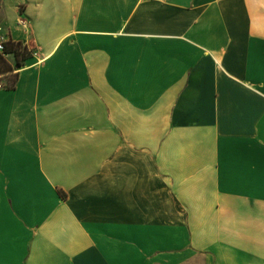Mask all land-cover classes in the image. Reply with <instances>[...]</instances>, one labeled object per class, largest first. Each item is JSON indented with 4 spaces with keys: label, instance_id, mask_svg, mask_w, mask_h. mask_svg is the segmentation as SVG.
I'll list each match as a JSON object with an SVG mask.
<instances>
[{
    "label": "crops",
    "instance_id": "1",
    "mask_svg": "<svg viewBox=\"0 0 264 264\" xmlns=\"http://www.w3.org/2000/svg\"><path fill=\"white\" fill-rule=\"evenodd\" d=\"M2 4L0 264H264V0Z\"/></svg>",
    "mask_w": 264,
    "mask_h": 264
},
{
    "label": "trees",
    "instance_id": "2",
    "mask_svg": "<svg viewBox=\"0 0 264 264\" xmlns=\"http://www.w3.org/2000/svg\"><path fill=\"white\" fill-rule=\"evenodd\" d=\"M4 52L0 53V71L3 73L13 72L14 69L7 62L6 56L14 54L17 67L20 69L24 65V61L30 56L31 50L22 42L6 41L4 43ZM17 74L11 75L7 79V84L5 85L7 89H14L17 83Z\"/></svg>",
    "mask_w": 264,
    "mask_h": 264
},
{
    "label": "built area",
    "instance_id": "3",
    "mask_svg": "<svg viewBox=\"0 0 264 264\" xmlns=\"http://www.w3.org/2000/svg\"><path fill=\"white\" fill-rule=\"evenodd\" d=\"M20 24L24 27H27L28 23L25 20H20ZM7 41V35L3 33V29L0 28V53L4 52V43ZM34 57H38L39 59H42L41 55L38 52L33 53ZM3 86L0 84V89H2Z\"/></svg>",
    "mask_w": 264,
    "mask_h": 264
},
{
    "label": "rangeland",
    "instance_id": "4",
    "mask_svg": "<svg viewBox=\"0 0 264 264\" xmlns=\"http://www.w3.org/2000/svg\"><path fill=\"white\" fill-rule=\"evenodd\" d=\"M3 17H4L3 4H2V0H0V28H2L3 33H5L4 28H3L4 27Z\"/></svg>",
    "mask_w": 264,
    "mask_h": 264
}]
</instances>
